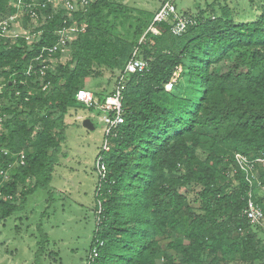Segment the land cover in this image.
Instances as JSON below:
<instances>
[{"label": "trees", "instance_id": "trees-1", "mask_svg": "<svg viewBox=\"0 0 264 264\" xmlns=\"http://www.w3.org/2000/svg\"><path fill=\"white\" fill-rule=\"evenodd\" d=\"M48 1L0 0V23L23 26L0 36V225L48 186L66 116L94 70L115 84L135 53L147 67L127 77L124 122L95 157L105 178L94 192L88 257L97 255L86 264H264V229L244 215L251 198L264 217V0L247 12L220 0L177 10L187 20L178 36L170 22L148 31L163 0L154 12L115 0H70L69 12ZM63 30L65 50L44 52ZM236 154L253 162L251 183ZM47 242L41 234L37 264Z\"/></svg>", "mask_w": 264, "mask_h": 264}, {"label": "rangeland", "instance_id": "rangeland-1", "mask_svg": "<svg viewBox=\"0 0 264 264\" xmlns=\"http://www.w3.org/2000/svg\"><path fill=\"white\" fill-rule=\"evenodd\" d=\"M132 8L154 12L158 0H115ZM213 0H177L180 13L196 12ZM250 0H228L231 9L249 10ZM256 2L260 0H255ZM21 18L13 26L22 28ZM99 78L84 88L93 94H106L114 86L109 71L96 69ZM66 116L65 139L46 188L38 189L27 199L22 211L0 225V264H37L35 253L41 234L47 243L38 264H86L95 231V188L97 173L94 162L102 142V114L81 104ZM89 119L94 130L84 129ZM264 229V220L260 225Z\"/></svg>", "mask_w": 264, "mask_h": 264}, {"label": "built area", "instance_id": "built-area-1", "mask_svg": "<svg viewBox=\"0 0 264 264\" xmlns=\"http://www.w3.org/2000/svg\"><path fill=\"white\" fill-rule=\"evenodd\" d=\"M21 1L22 0H16L17 4H21ZM176 1L177 0H163L161 2L158 11L153 17L152 23L148 28V31H151L154 34H158V31L154 25L162 22H170L172 34L178 36L184 32L187 20L184 17L178 15L175 4ZM48 2H51V0H49ZM61 2L69 12L76 11L77 7L74 2L70 0H61ZM80 5H87V1L81 0ZM12 21L13 18H10L9 20H5L0 23V36L7 38H17L19 36L17 32L9 31ZM68 34L69 32L67 30H63L58 42L52 48L43 49V51L48 52V54H51L57 50H61L63 52L66 47V42L69 40ZM25 39L29 40L27 36L25 37ZM146 67L147 64L144 61L136 58L134 53L127 62L123 73L116 79L112 89V93L106 96L103 100H99L92 92L86 89H80L77 92L76 101L79 104L88 109H95L102 114V117L100 118V122L103 124L102 142L100 145L101 152L106 153L109 151V138L115 135L114 132L124 122L122 112V99L127 77L136 73H142L143 71H145ZM176 78L177 74H175V77L165 85V91L170 92L172 90V86L176 81ZM22 159L23 156L20 157L21 164H23ZM234 159L238 168L245 173L246 181L251 183L252 179H254L253 162L250 161L247 157L240 154H236L234 156ZM256 162L262 161L257 160ZM94 168L97 176L100 179H104L105 165L103 163L102 155H99V157L95 159ZM9 169H13V166L9 165ZM0 174H3L4 179L8 178L7 173L1 172ZM244 215L251 224L261 225L264 220L261 209L252 201L251 198H249L247 202V208L244 211ZM96 255V249L92 250L91 254L88 257V260L91 261L94 256L96 257Z\"/></svg>", "mask_w": 264, "mask_h": 264}, {"label": "water", "instance_id": "water-1", "mask_svg": "<svg viewBox=\"0 0 264 264\" xmlns=\"http://www.w3.org/2000/svg\"><path fill=\"white\" fill-rule=\"evenodd\" d=\"M82 125H83L84 129H86L88 131L94 130V127H93V125L89 119L83 120Z\"/></svg>", "mask_w": 264, "mask_h": 264}, {"label": "crops", "instance_id": "crops-1", "mask_svg": "<svg viewBox=\"0 0 264 264\" xmlns=\"http://www.w3.org/2000/svg\"><path fill=\"white\" fill-rule=\"evenodd\" d=\"M112 90V89H111Z\"/></svg>", "mask_w": 264, "mask_h": 264}]
</instances>
